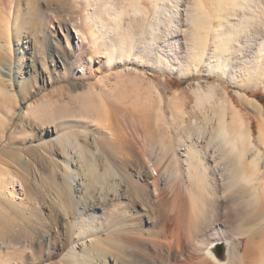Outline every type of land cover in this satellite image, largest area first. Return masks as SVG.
I'll return each mask as SVG.
<instances>
[{"label": "bare ground", "instance_id": "1", "mask_svg": "<svg viewBox=\"0 0 264 264\" xmlns=\"http://www.w3.org/2000/svg\"><path fill=\"white\" fill-rule=\"evenodd\" d=\"M10 1L13 0H0V41L8 45L11 44L12 31L18 30L20 26L11 12L13 4ZM77 7L86 12L82 22L86 34H81L76 23H71L75 35L69 28H65V31L67 36L74 38V46L65 39L68 49L77 52L78 56L88 49V60L99 58L98 63L102 61L107 69L123 64H152L162 66L167 73L179 78L189 77L197 71H202L204 75L215 73L223 78L220 70L224 71L228 67L231 68L229 81L238 87L234 94L239 103L252 112L261 107L257 99L240 90L253 89L258 81L264 85V0H83ZM37 9L34 10L35 16L40 15ZM27 42L24 43L25 47ZM154 48L156 56L152 52ZM3 62L4 57L0 53V88L5 90V95H11L13 93L7 87L15 83V78L6 77ZM62 67L65 68V65ZM212 86L208 87V97L217 96V91L212 92L215 88ZM226 108L231 111L229 119L224 117ZM212 109L218 114L215 131L208 133L204 129L193 138L204 143H194L190 136L185 137L187 143H176L180 144L178 146L171 144L170 149L161 143L164 150L168 149L167 154L170 152V159L157 169V178L169 186L168 189L165 187L168 190L165 193L169 192L171 196L170 199L167 196L163 202L150 197L145 189L143 191L144 187L141 188L140 182L152 181L149 179L151 172L126 160L133 151L130 143H113L110 141L112 137L106 135V138H110L106 140L109 143H99L107 149V154L102 158L106 166L99 170L95 159H90L89 154L85 156V150L81 149L79 142L69 145L66 141L63 143V134L58 135L55 142L65 154V159L58 165L56 163V171L52 167L50 177L43 178L47 183L43 198L47 199L58 222L61 218L69 217V227L67 244L59 251V260L53 264H264V200L260 196L264 194V188H261L260 193L257 190L255 192L256 185L254 189L250 188L253 183L250 180L253 175L250 168L254 166L257 171L262 169L263 164L260 165L262 168H258L257 163L259 165L263 158L261 156L257 160L258 152L254 147L257 144L239 143L249 138L250 133L245 125L247 121L243 122L240 112L227 94L217 96ZM230 135H233L231 142L227 139ZM122 136L119 139L122 140ZM261 137L264 138L263 135ZM210 140L217 142L209 143ZM261 147L264 150V146ZM88 151L91 150L88 148ZM233 154L236 160L230 158ZM246 154L251 156L249 163L245 161ZM84 158L86 160L83 162ZM163 160V157L160 158V163ZM233 161L237 162L233 164ZM201 166L217 177L214 181L211 178L210 182V193L214 197L203 207L199 206L194 196L187 198L188 191L185 190L188 187L181 178L182 174L189 173L191 169H201ZM235 174L237 180L234 179ZM255 178L256 181H262L264 177H260V180ZM248 179L251 194L247 195L246 192L247 200L252 197L256 206L252 210L247 207L238 209L232 216V202L236 200L233 201L232 196L235 194L230 189L235 185L238 188L242 186L239 191L244 190ZM5 185L0 176V193L11 197L13 192ZM159 189L157 185L155 190ZM26 198L25 195L20 200L21 216L16 214L19 219L12 220L8 226V232L15 233L21 226L24 238L32 236V220ZM136 201L140 205L139 211L132 208ZM137 213L143 215L145 228L137 227ZM230 221L235 223L236 231L228 234L224 227ZM208 232L211 237L206 239L204 234ZM243 237L246 241L241 250L239 238ZM13 239L11 236V241H6V256H0V264H42V256L36 255L28 243L24 242V246L22 244L16 248ZM183 240L186 248H190L195 256L183 255ZM137 242L146 243L150 252L156 255L165 254L167 261L162 257L154 259L156 255L149 254V248L146 246V251ZM219 243L225 244V259L222 261L214 251Z\"/></svg>", "mask_w": 264, "mask_h": 264}, {"label": "rangeland", "instance_id": "2", "mask_svg": "<svg viewBox=\"0 0 264 264\" xmlns=\"http://www.w3.org/2000/svg\"><path fill=\"white\" fill-rule=\"evenodd\" d=\"M73 1H10L13 4L11 12L15 15L16 24L20 23V26L18 30H15L16 32L12 31L13 33H11L10 47L0 41V53L4 57L2 64L3 67L5 66L4 73L7 78H15V83L11 87H7L13 94L6 93L5 95V90L2 91L0 88V176L3 177L6 188L13 192L12 198L8 197L7 194L0 193L1 257L6 256L4 250H7V242L11 236L14 238L12 243L16 248L28 243L31 250L36 251V255L42 256V264L56 263L59 260V251L67 244L69 217L67 219L61 218L58 222L48 205L47 199L43 198L47 184L43 178L50 177L52 167H55L56 171V163L58 165L65 159V154L55 142L58 135L63 134L65 136L63 143L66 141L65 143L74 145L79 142L81 149L85 150V156L87 157L89 154L90 159H95L99 170L106 166L105 162H102V158L107 152V149L99 143H109L107 141L111 137L110 141L113 143H130L133 145V155L130 153L131 156L129 154V157L126 158L124 154L123 159L126 158L128 162L130 160L131 163L139 164V167H144L151 172L149 179L152 181L149 183L147 181L140 182L144 184H140V186L141 188L144 187L143 191L145 189L150 197L163 202L166 201L167 196L168 199L171 197L169 192L166 194L169 186L163 184L159 177L157 178L159 176L157 173L162 164L170 159V152L167 154L168 149L164 150L161 143H165L170 149L172 148L171 144L178 146L180 144L176 143H187L186 136V138L190 136L195 139L196 135L203 132L204 129L208 133H213L218 119V114L212 109L214 101L217 100V96L227 94L238 113L240 112L243 122L247 121L245 125L248 126L247 130L250 133L249 138L239 143H249L252 146L257 144L254 146L258 152L257 160H260L259 157L261 156L264 159V150L261 147L264 146L262 145L264 138L261 137L262 135L264 137V101H261V99L264 100V85L262 83L258 81V85L253 89L244 88L240 90L260 102L261 107L256 111L259 112V116H255L257 113L253 111L254 114L250 108L239 103L234 94V90H237L238 87L230 83L228 76L231 68L228 67L224 71L220 70V73L223 72L227 78L224 76L222 78L221 75L219 78V75L215 73L204 75L202 71H197V73L186 78H179L167 73L162 66L152 64L142 66L123 64L107 69L102 61L98 63L99 58H96V61L88 60V49H84L85 53L80 56L76 54L77 52L68 49L65 38L69 40L71 46H74V38L67 36L65 28H69L74 34L70 24L76 23L75 25L77 28L79 27L81 34L85 35L87 31L84 30L82 24L86 12L77 7V5L82 4L83 0H75L77 3ZM117 4L120 5V1ZM35 9L39 11L40 15H34ZM163 36L162 34L161 37ZM25 41H29L27 47L24 45ZM154 50L156 51V48L152 50L156 56L157 53L155 54ZM63 64L65 68L62 67ZM213 84H216L215 88L212 86ZM209 86L214 88L212 92H218H215L216 97L214 95L208 97ZM226 109L225 112L223 110L224 114L226 113L224 117L229 119L231 111ZM261 127L263 129H260ZM106 135H109L110 138H106ZM121 136L123 141L119 139ZM232 138L233 135L227 137L230 142ZM212 142L215 143L217 140H210L209 143ZM44 143L45 147H43ZM194 143L204 142L194 141ZM88 148L91 151H88ZM233 156L235 155L233 154L230 158L232 159ZM162 157L164 160L160 163L159 159ZM244 157L246 162H250L251 156L249 154ZM234 159L236 160V157H233ZM263 159L260 160L259 165L257 163L258 168L263 166L262 169L257 168V171L253 165L252 168L249 166L250 172L254 175L250 176L253 183L251 186L248 179V186L246 185L244 190L251 186L250 188L253 187V189L256 187L255 192L257 190L260 193L261 188H264ZM82 160L84 162L86 158ZM235 162L233 161V164ZM261 163L263 165L260 167ZM198 170L194 171L193 169L192 171L191 169L189 173L182 174L181 178L188 187L186 190L184 188L186 192L188 191L186 193L187 198L194 196L198 200L199 206L203 207L209 199L212 201L214 197L213 193H210V182L217 177H213L214 175L212 176L208 169L205 171L206 169H203L202 166ZM259 170H262L260 174ZM251 177L253 178L251 179ZM260 177L263 178V182ZM254 178L261 182L254 180ZM234 179L237 180L236 174ZM236 183L238 184L237 181ZM157 185L158 189L161 188V190H155ZM234 187L236 186L234 185L230 191L235 194L232 196L234 199H232L236 201L232 202L234 205L230 214H235L236 210L244 207L252 210L256 203L253 204L252 195H250V200H247L248 196H246V192L247 195L250 193V188L245 191L243 196L244 190L239 191L242 186ZM235 189L237 190L235 191ZM25 195L27 197L26 204L29 205L30 209V214L27 213V215L29 214L32 220V238H24L21 226L20 229L16 230V233L10 230L8 232V226L12 220L19 219L16 216L20 214L22 205L20 200ZM260 196L264 200V194ZM213 204L216 205V203ZM132 208L139 211V203L134 202ZM106 215L107 213L103 214L100 220ZM135 221H137L138 228H145L142 214L137 213ZM161 222L163 223V221ZM230 222H226L228 224L226 225L231 228L224 227L228 234L236 231L235 223L231 222V226ZM228 228L229 230H227ZM10 233L13 234L10 236ZM204 237L209 239L211 234L205 233ZM245 241V237L239 238L241 250ZM184 243L185 240H183V248L185 249L182 252L183 255H188V257L194 255ZM137 244L139 247H144L146 251L148 248L150 249L146 243L137 242ZM149 249L147 252L151 255L154 254ZM214 251L219 260L225 259L224 243L217 244ZM165 256L161 253L156 255L154 259L162 257L161 259L167 261Z\"/></svg>", "mask_w": 264, "mask_h": 264}, {"label": "trees", "instance_id": "3", "mask_svg": "<svg viewBox=\"0 0 264 264\" xmlns=\"http://www.w3.org/2000/svg\"><path fill=\"white\" fill-rule=\"evenodd\" d=\"M261 101L263 102L264 100H263V99H261Z\"/></svg>", "mask_w": 264, "mask_h": 264}]
</instances>
